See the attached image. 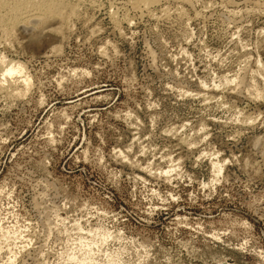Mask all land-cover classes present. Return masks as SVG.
I'll return each instance as SVG.
<instances>
[{
	"label": "rangeland",
	"instance_id": "obj_1",
	"mask_svg": "<svg viewBox=\"0 0 264 264\" xmlns=\"http://www.w3.org/2000/svg\"><path fill=\"white\" fill-rule=\"evenodd\" d=\"M67 2L0 30V264H264V0Z\"/></svg>",
	"mask_w": 264,
	"mask_h": 264
},
{
	"label": "bare ground",
	"instance_id": "obj_2",
	"mask_svg": "<svg viewBox=\"0 0 264 264\" xmlns=\"http://www.w3.org/2000/svg\"><path fill=\"white\" fill-rule=\"evenodd\" d=\"M91 1L92 0H90V2ZM151 2L153 3L154 0H134L133 3L139 6H146L151 4ZM68 6L71 5L68 4L67 0H0V30L3 31L2 33L5 31L8 32L7 30H9L10 27L12 28L13 25L18 26V23L24 28H28L30 25H39V22L45 16H61L64 9ZM70 8V10L74 9L72 7ZM6 60L5 57L0 56L1 79H9L13 77L12 80L14 79L15 81L17 79L21 83L23 82V86L27 89V86L30 85V78L27 75L22 74L24 66L19 61Z\"/></svg>",
	"mask_w": 264,
	"mask_h": 264
}]
</instances>
